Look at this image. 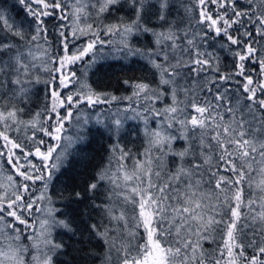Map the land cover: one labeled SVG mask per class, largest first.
<instances>
[{
	"label": "snow or ice",
	"instance_id": "obj_1",
	"mask_svg": "<svg viewBox=\"0 0 264 264\" xmlns=\"http://www.w3.org/2000/svg\"><path fill=\"white\" fill-rule=\"evenodd\" d=\"M16 3L0 9V264H63V233L82 264H264V0ZM102 47L147 73L130 94L88 82ZM89 109L117 142L59 188L87 159Z\"/></svg>",
	"mask_w": 264,
	"mask_h": 264
},
{
	"label": "trees",
	"instance_id": "obj_2",
	"mask_svg": "<svg viewBox=\"0 0 264 264\" xmlns=\"http://www.w3.org/2000/svg\"><path fill=\"white\" fill-rule=\"evenodd\" d=\"M15 6L16 10H20L21 6L16 3V0H0V9L5 10V14L15 19L16 11L13 10ZM112 52L107 47L100 48V56H108L107 60H101L96 68L91 69L88 72V82L98 92H107L117 96H124L130 94L128 85L124 84L125 80H135L136 78H141L147 75L144 72L141 64H133L129 61H118L111 58ZM103 65V67H101ZM98 69V70H97ZM36 89H44V85H37ZM33 90L29 102L25 105L26 110L30 109L34 113L39 111L40 107L45 102V92ZM67 91V89H65ZM123 107V105H120ZM100 108L107 110L109 106L101 105ZM116 105L111 106V110L115 111ZM87 114L91 117V123L86 126L87 135L89 137V144L87 146V159H82L83 153L80 157L73 156L71 157V169L68 170L66 176L63 178L61 183L58 185L59 188H63L64 184L71 185L73 180L75 183L79 184L80 180L78 179L81 172H86L90 174L92 170L104 164L107 160L109 149L113 144L117 142L116 137H109L108 134H103L97 130V126H94L95 116L92 115V110H87ZM107 114V112H106ZM27 118V112L25 113ZM68 131L67 135L75 137L80 131L77 127L72 125L66 126ZM139 133V135H137ZM121 143L126 145L129 148H132L135 151L140 146V140L143 138V127L137 121L128 120L125 122L124 128L120 132ZM83 145H75L69 148L70 152H77ZM57 203H61L57 201ZM82 207V205L80 206ZM77 208L76 205H71L69 210ZM75 214V213H73ZM63 230H58V233H62ZM70 233H63L58 235V239H62L66 244L67 255L60 257V260L63 264H82L80 259L81 253L77 251L81 247H85L81 243H78L79 237L70 238ZM97 242L93 241V246H96ZM97 250H99L97 248Z\"/></svg>",
	"mask_w": 264,
	"mask_h": 264
}]
</instances>
